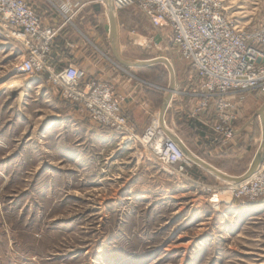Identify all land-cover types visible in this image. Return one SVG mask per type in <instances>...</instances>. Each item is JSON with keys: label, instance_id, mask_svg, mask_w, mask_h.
<instances>
[{"label": "rangeland", "instance_id": "rangeland-1", "mask_svg": "<svg viewBox=\"0 0 264 264\" xmlns=\"http://www.w3.org/2000/svg\"><path fill=\"white\" fill-rule=\"evenodd\" d=\"M223 3L239 28L263 26L264 0ZM93 6L91 22L102 24L97 34L114 60L106 16L97 19L107 8L100 1ZM115 17V47L123 61L165 59L175 74L165 126L193 157L227 177H242L261 144L254 116L264 93H239L240 115L227 124L232 133L217 132L216 109L215 116H198L197 82L177 50L136 5ZM19 61L17 46L0 43V264H264V202L223 204L232 184L190 161L164 166L136 138L95 128L45 75L17 71ZM118 65L137 79L134 97L150 111L146 126L159 116L168 71L162 64ZM249 119L250 131L235 137ZM144 127H131L134 136Z\"/></svg>", "mask_w": 264, "mask_h": 264}, {"label": "built area", "instance_id": "built-area-1", "mask_svg": "<svg viewBox=\"0 0 264 264\" xmlns=\"http://www.w3.org/2000/svg\"><path fill=\"white\" fill-rule=\"evenodd\" d=\"M114 11L136 5L151 26L191 67L199 89L198 108L213 106L220 123L215 130L230 135L227 127L235 93L260 89L264 93V24L256 31L239 28L227 15L223 0H103ZM56 28L43 25L25 0H0V31L20 49L17 71L29 77L45 75L69 105L90 125L107 128L123 138H136L144 151L164 166L188 165L181 149L150 119L138 137L128 124L121 100L108 83L85 82V71L67 65L59 71L47 63ZM125 141V140H123ZM140 155V154H139ZM227 204L264 202V160L247 180L230 188ZM231 202V203H230Z\"/></svg>", "mask_w": 264, "mask_h": 264}, {"label": "crops", "instance_id": "crops-1", "mask_svg": "<svg viewBox=\"0 0 264 264\" xmlns=\"http://www.w3.org/2000/svg\"><path fill=\"white\" fill-rule=\"evenodd\" d=\"M25 1L35 10V13L43 25H49L58 29L52 41L50 54L47 60L50 68L59 71L67 65H74L85 71V82L94 81L110 84L113 88L115 97L119 100L123 99V101H121L122 109L130 126L134 129L137 128L141 130L150 116V111L144 104L143 99L139 98L141 99L139 100L137 97H134L137 93L135 84L137 79L135 76H131V74L127 73V71H124V68H120L118 65L119 63L115 59L111 60L104 54L100 38L97 34L102 24H100V21L96 22V24H92L91 22L92 19L95 18V11L98 9L93 5L100 1L102 6H106L103 0ZM102 13L106 16V10L100 9L97 19H100L101 15H103ZM106 23L103 24V27L106 26ZM0 43H11L4 39L1 31ZM193 77L194 80H196L194 75ZM35 85L37 84H32L33 87L30 86V88H34ZM174 93L176 92L174 91ZM179 95H184V86L183 92L179 93L178 96ZM239 95V93H235L227 98L231 105V108L227 109V113L231 115L229 122L234 120L237 114L240 115L238 111L239 100H241ZM196 97L197 102H200L198 88ZM214 110L213 106H208L207 110L205 108L196 109L197 113H199L198 116L204 115L205 112H207V114L213 112L215 116L216 112ZM196 111L194 110L193 113ZM193 113H191V115H193ZM198 116L194 115L193 118L197 122L203 123V120L198 118ZM251 119L246 120L236 128L233 132L235 137L241 136L243 132L250 131V127L252 126ZM160 122L169 135L175 136L174 133L165 126L161 118Z\"/></svg>", "mask_w": 264, "mask_h": 264}, {"label": "water", "instance_id": "water-1", "mask_svg": "<svg viewBox=\"0 0 264 264\" xmlns=\"http://www.w3.org/2000/svg\"><path fill=\"white\" fill-rule=\"evenodd\" d=\"M106 8H107V10H106L107 24L105 26V30L108 34L111 53H112L114 59L120 65L128 67V68H136V69L147 68V67H151L153 65H158V64H162L166 67L168 74H169V84H168V90L166 91V95L163 97L162 104H161V107L159 110L160 118H161L162 122H164L163 121L164 115L166 113L167 107H168V105L172 99V95L174 94V90H175L176 78H175L174 72L170 69L168 62L165 59L157 58V59H152V60H147V61H136V62H132V63L123 61L118 56V53H117L116 47H115V41H116V35H117V24H116L115 11L113 10V8L111 7L110 4H107ZM157 38H158V36H156V39ZM256 116H258L260 119L261 144H260V147L256 153V156H255L252 164L250 165V167L248 168V170L245 172V174L242 177L230 178V177H227V176L221 174L215 168L211 167L210 165L206 164L205 162L201 161L200 159H198L196 157L191 158V156H190L191 153L187 150V148H185L186 152L188 153V159H190L193 163L197 164L198 166H200L201 168H203L207 172L211 173L212 175L220 178L222 181H225V182L230 183L232 185H238L239 183L247 180L249 177H251L257 171L260 164L264 160V104L261 106V108L258 110V112L256 113V115L254 117H256ZM170 137H171V135H170ZM173 138L176 139L177 141H179L176 136H173ZM183 147H184V145H183Z\"/></svg>", "mask_w": 264, "mask_h": 264}, {"label": "bare ground", "instance_id": "bare-ground-1", "mask_svg": "<svg viewBox=\"0 0 264 264\" xmlns=\"http://www.w3.org/2000/svg\"><path fill=\"white\" fill-rule=\"evenodd\" d=\"M169 65V64H168ZM170 67V66H169ZM171 69V68H170ZM172 70V69H171ZM173 71V70H172ZM156 120H157V122H156V124L160 127V128H163L162 127V124H161V122H160V118H159V116L158 117H156ZM163 131L166 133L167 131L163 128ZM166 135H169L168 133H166ZM170 136V135H169ZM171 138L176 142V143H178V145L181 147V149H182V151H183V153H184V155H185V157L186 158H188V153L186 152V150H185V146L183 147V145H182V143L180 142V141H177L176 139H174L172 136H171ZM190 156H191V158H193V156L190 154ZM213 201H215V203L217 204V202H219V200L217 199V198H215ZM223 204H227V201H223Z\"/></svg>", "mask_w": 264, "mask_h": 264}, {"label": "trees", "instance_id": "trees-1", "mask_svg": "<svg viewBox=\"0 0 264 264\" xmlns=\"http://www.w3.org/2000/svg\"><path fill=\"white\" fill-rule=\"evenodd\" d=\"M153 66H151V67H147V68H145V69H149V68H152Z\"/></svg>", "mask_w": 264, "mask_h": 264}]
</instances>
